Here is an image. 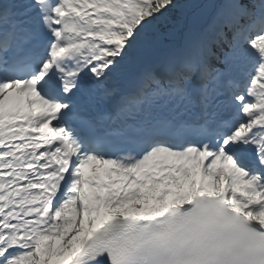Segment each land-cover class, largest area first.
I'll return each instance as SVG.
<instances>
[{"label":"snow or ice","instance_id":"6c2138e0","mask_svg":"<svg viewBox=\"0 0 264 264\" xmlns=\"http://www.w3.org/2000/svg\"><path fill=\"white\" fill-rule=\"evenodd\" d=\"M178 6L0 0V264H264V0H207L114 113L71 123Z\"/></svg>","mask_w":264,"mask_h":264},{"label":"rangeland","instance_id":"374dc122","mask_svg":"<svg viewBox=\"0 0 264 264\" xmlns=\"http://www.w3.org/2000/svg\"><path fill=\"white\" fill-rule=\"evenodd\" d=\"M194 1L199 2L198 0H188V1L183 2L181 4V7L180 8H181V12L183 13L182 14L183 19H182V21H181V23L179 25H177V26L175 25V28H174L175 29V34L170 35V34L167 33V31L161 32L159 38L163 37V40L160 43H158V44H163L167 40L172 39V37H176L182 27H186L187 28L186 22H187V24H190V26H192V24H193L194 21H196V20L198 21L200 19H203L204 20V19L207 18V16H208V9L205 6L206 3H207V0H202L200 2L199 6L197 8H195L194 12L193 13H189V8L193 6V2ZM156 29H157V24L154 27L150 28L149 30L155 31ZM144 46H145V42H143L141 40L140 43H139V45H138V49L137 50H139V48H140V51H142V48ZM134 61L135 60H132L129 64L134 63ZM109 86H110V84L108 82L107 85L105 86V88H107ZM111 88H109V89H111ZM114 90H117V88H115ZM110 97H112V96H110Z\"/></svg>","mask_w":264,"mask_h":264},{"label":"bare ground","instance_id":"6f19581e","mask_svg":"<svg viewBox=\"0 0 264 264\" xmlns=\"http://www.w3.org/2000/svg\"><path fill=\"white\" fill-rule=\"evenodd\" d=\"M89 11H91V9H89ZM193 28V27H192ZM192 28H191V30H192ZM188 35H189V33H188V30H186V29H184V30H182L181 31V34H180V36L182 37V38H187L188 37ZM143 53H145V52H140L139 50H137V55H136V57L133 59V60H135L134 61V63H132V64H128V65H126L123 69H122V71L120 72V73H118V74H116L110 81H109V84H110V86L109 87H107V88H104V89H100V90H93L94 92V98H96V97H98L99 96V98H101V100H99L100 102H101V107L102 106H104V105H109V102L108 101H106L105 100V95H104V92L106 91V90H108L109 88H111V89H115L116 88V86H117V84L119 83V82H122V81H124V80H126L127 79V77L129 76V74L132 72V70L137 66V65H139L140 64V59H141V57H143L142 56V54ZM147 71H149V70H147ZM91 90V89H90ZM117 103H118V101H116ZM115 97L113 98V100H112V102H111V104H114L115 105ZM94 103V102H93ZM114 107H117V105L116 106H114Z\"/></svg>","mask_w":264,"mask_h":264},{"label":"trees","instance_id":"16d2710c","mask_svg":"<svg viewBox=\"0 0 264 264\" xmlns=\"http://www.w3.org/2000/svg\"><path fill=\"white\" fill-rule=\"evenodd\" d=\"M183 1L186 0H178L179 6L176 9H174L172 12H170L167 17L163 18L161 21L157 23V26L160 30H166L172 27L174 23H177L179 21L181 15L180 5ZM143 36L147 41H155L157 40L158 34L157 32L154 33L147 30Z\"/></svg>","mask_w":264,"mask_h":264}]
</instances>
